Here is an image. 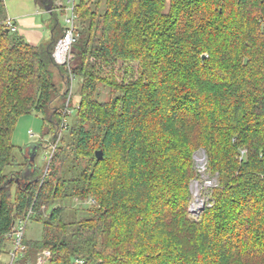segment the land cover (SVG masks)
Segmentation results:
<instances>
[{"label": "trees", "instance_id": "16d2710c", "mask_svg": "<svg viewBox=\"0 0 264 264\" xmlns=\"http://www.w3.org/2000/svg\"><path fill=\"white\" fill-rule=\"evenodd\" d=\"M49 1L52 37L34 45L0 0V258L32 211L25 232L33 219L42 236L24 234L19 264L43 250L44 264H264V0H75L80 100L63 130L70 72L52 55L64 27ZM33 112L58 142L24 181L14 128ZM200 148L218 184L196 219ZM68 199L91 202L70 220L54 205Z\"/></svg>", "mask_w": 264, "mask_h": 264}, {"label": "rangeland", "instance_id": "374dc122", "mask_svg": "<svg viewBox=\"0 0 264 264\" xmlns=\"http://www.w3.org/2000/svg\"><path fill=\"white\" fill-rule=\"evenodd\" d=\"M5 1L7 4L8 12L10 14L17 13V12H23L25 10H31V9H32V12L37 10V8L35 9L34 7L35 6L34 0H5ZM55 5H57L58 7L62 5V7L59 8V11H58L59 12L58 17H59V21L61 25L64 27L66 26L65 18L67 15L68 16L70 15L69 9L66 10V7L69 8L71 4L68 2V0H56ZM39 17L41 19V16L36 17L38 21H39ZM42 18L44 19L45 15H43ZM136 66L137 65L135 64L134 67L131 68L132 70H134L132 74H136L135 73ZM116 72L113 73L114 76L119 77L118 72L117 73ZM70 83H71V90L69 91V96H68V99L70 98V100H67L65 104V106L67 105L69 106V110L67 111V114L69 115L66 120L67 126H70L71 123L73 122V118L76 112L75 106L78 104L80 100L79 92H80V86H81V78H79L77 75L74 74L73 79L70 81ZM110 96L111 94H110L109 88L101 84L100 85V98L102 100H108ZM48 126H49V122L44 118L42 113L33 112V113H29V114H26L20 117L14 128L13 141L19 147H22L24 149L28 147L25 149L26 156H28V149L33 144L42 142V145H40L38 148V153L35 158L36 167H39V168L44 165V163L46 162V159H48L50 156L51 143L54 144L58 142V140L57 141L52 140L51 134L45 133V130ZM29 131H31L32 133H30ZM65 132H66V129L63 132V134H65ZM203 151L205 150L200 148L195 152V155H194L197 175L190 182V191H191L190 203L192 202L194 191L196 188H199V192L201 194H204L206 196H208V194L210 195V190H211L210 186L212 185H209V186L207 184L205 185L204 183L205 179L210 178L213 180L212 187H215L218 184V179L216 178V176L211 175L208 171L205 172V170L199 169V167H197V163L199 166L200 159H202L204 157V154L206 153V152L204 153ZM14 154L17 157L19 163H23L25 161L26 156L21 152L20 149L16 148ZM68 160L69 161L67 162V167L70 168V171L71 172L78 171L79 167H77V163L79 160L75 158L74 156H70V155L68 157ZM81 162L83 165L87 164L86 159H83ZM73 167L75 169H73ZM11 168L18 169V168H23V166L15 165L13 167L7 168V171H9ZM59 202H62L66 206L68 219L72 220L75 218V216L77 217L78 215H81L82 213H84L83 211L85 207L88 206V203L91 201L80 202L79 200H76V199H68L65 201H56L54 205L59 204ZM41 236H42V223L31 219L28 222V225L26 228V232H25L26 239L36 240V239L41 238ZM9 248H11L10 245H9ZM10 260H11V254L8 249L6 250V253H4L1 256L0 264H8ZM29 264H34V263L30 262Z\"/></svg>", "mask_w": 264, "mask_h": 264}, {"label": "built area", "instance_id": "2783aa9c", "mask_svg": "<svg viewBox=\"0 0 264 264\" xmlns=\"http://www.w3.org/2000/svg\"><path fill=\"white\" fill-rule=\"evenodd\" d=\"M68 2L71 4V6L68 8L66 7V10L69 9L70 15L66 16L65 18V24L64 26V32L63 35L57 40L54 50H53V58L54 61L64 66L66 69L69 70V77L70 81L73 79L74 74L70 71V60L72 58V44L75 41V30H76V14L74 12V2L75 0H68ZM7 25L15 30L14 22L11 18H8ZM69 110V107L65 108V113ZM70 112V111H69ZM66 120H63L62 124L60 125L61 130H63L66 127ZM32 133L31 131H29ZM57 143L52 144L51 143V152L50 155L53 153L54 149L56 148ZM205 153V151H203ZM207 155L204 154V157L200 159V164L197 167L199 169L207 171ZM213 180L210 178H207L204 180L205 185L207 184L213 186ZM210 186V188L212 187ZM210 195L208 196L201 194L199 192V188H196L194 191L192 202L189 205V211L192 217L198 218L201 211L211 204L210 201ZM32 215V211L29 212L26 219H19L15 222L13 232L8 233L7 236L9 239L13 242V248L10 251L11 254V260L8 264H19V254L22 253L25 250V245L23 243L24 234H25V225L27 221L29 220L30 216ZM50 250H43L42 252H39L36 258V264H44L47 258L50 257ZM76 264H84L83 259H76Z\"/></svg>", "mask_w": 264, "mask_h": 264}, {"label": "crops", "instance_id": "0c3cea01", "mask_svg": "<svg viewBox=\"0 0 264 264\" xmlns=\"http://www.w3.org/2000/svg\"><path fill=\"white\" fill-rule=\"evenodd\" d=\"M56 0H54L55 4ZM35 4V10L32 12L31 10H25L23 12H17V13H9V18L12 19L15 25V30H17L21 35L24 36V38L31 44L39 45L42 42H46L50 40L52 37V31L49 28V19H50V12H51V2L49 0H34ZM28 6V4H27ZM45 15V18L43 19L42 16ZM37 16H41V19L39 17L36 19ZM40 143V144H39ZM33 144L28 149V157L30 158V154L34 152V148L36 146L42 145V142ZM28 148V147H26ZM25 148V149H26ZM38 148L36 149L35 157L32 161L29 159V163L26 166L25 170L23 171V177L22 179L24 181H29L33 178V172L36 167L35 164V158L38 153ZM17 149H20L23 154H25V149L22 147H19L17 145ZM32 163V164H30ZM10 250V248H9Z\"/></svg>", "mask_w": 264, "mask_h": 264}, {"label": "water", "instance_id": "95a60500", "mask_svg": "<svg viewBox=\"0 0 264 264\" xmlns=\"http://www.w3.org/2000/svg\"><path fill=\"white\" fill-rule=\"evenodd\" d=\"M38 148V146H36L35 148H34V152L33 153H31L30 154V161H32L33 159H34V157H35V154H36V149ZM96 156H97V158H102L103 157V152H102V150H97L96 151ZM30 164H32V163H30Z\"/></svg>", "mask_w": 264, "mask_h": 264}]
</instances>
